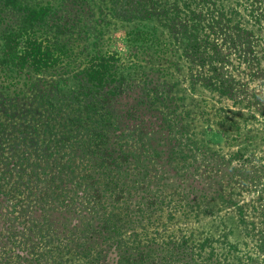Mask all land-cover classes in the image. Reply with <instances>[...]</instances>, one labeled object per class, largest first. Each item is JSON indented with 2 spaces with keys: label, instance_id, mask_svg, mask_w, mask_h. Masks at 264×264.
I'll use <instances>...</instances> for the list:
<instances>
[{
  "label": "rangeland",
  "instance_id": "rangeland-1",
  "mask_svg": "<svg viewBox=\"0 0 264 264\" xmlns=\"http://www.w3.org/2000/svg\"><path fill=\"white\" fill-rule=\"evenodd\" d=\"M182 1L0 0V264H128L152 239L200 244L208 236L220 261L235 245V256L264 264V0H194L205 19H222L217 33L204 28L200 38L222 50L221 75L234 98L204 85L201 78L214 75L210 64L193 65L175 41L169 21L183 18L176 8L187 13ZM50 4L82 13L66 46H54L61 55L53 50L54 64L11 65L6 57L21 49L27 13ZM136 32L148 34V42L136 40ZM99 54L110 55L115 78L159 87L149 100L175 142L172 156L155 158L153 145L128 128L115 139L121 150L144 156L126 166L147 210L134 229L122 205L103 202L100 210L71 152L78 134L95 126L80 123L90 99L81 77ZM34 169L41 171L36 177ZM41 207L54 213H36ZM101 220L110 229L99 237L86 225Z\"/></svg>",
  "mask_w": 264,
  "mask_h": 264
},
{
  "label": "trees",
  "instance_id": "trees-1",
  "mask_svg": "<svg viewBox=\"0 0 264 264\" xmlns=\"http://www.w3.org/2000/svg\"><path fill=\"white\" fill-rule=\"evenodd\" d=\"M181 4L187 13H182L179 8H176L183 18L175 16L169 21L170 31L175 34V41L182 48V53L190 55L193 65L210 64L206 66H209L210 72H214V75L210 78H201L204 85L212 86L226 96L234 98V91L227 90L225 83L228 80L222 77L223 74L221 75L223 68L219 64L223 63L222 50L213 42L205 40L204 37L200 38L204 28L210 34L217 33L222 19L218 21L205 19L201 11L203 5L201 6L194 0L182 1ZM65 8L60 9L50 4L49 7L43 9H30L31 12L27 13L28 23H25L18 32L19 37L16 44H19L21 49L14 50L16 54L6 57V61L11 65L20 62L29 63L31 66L43 63L54 64L56 52L60 54L54 46H66L67 34H73L81 22L80 14L82 13L74 10L78 7L69 8L67 5ZM51 33L58 40L56 44L51 43L48 37ZM144 34L136 32L135 39L148 42L149 35L147 34L148 37H146L143 36ZM10 39L11 35L8 41ZM157 45L158 43L154 42V46ZM53 50L56 52L54 53ZM97 56L88 67V77H81L82 94L85 98H90L85 104L82 103L87 117L81 122L80 118L75 119L78 127L80 123L88 122V119L95 126L86 128L83 134H78V137L74 139L75 144L78 143V145L74 147L71 144V152L82 164L81 169L85 170L84 178L88 179L87 190H92L91 194L96 203L100 204V210L103 202H108L113 207L117 204L122 205L129 219L128 228L134 229L135 224L144 220L146 217L144 210L146 212L147 210L142 198L136 195L134 176L126 173V166L129 163L143 161L144 156L136 154L133 150H121L116 140L124 137L125 129L128 128V135L136 136L142 142H146L147 146L150 145L148 147L154 146L151 150L155 158L172 156L170 153L175 142L169 137L170 128L164 114L155 110L149 100L151 94L158 95L159 87L157 85L148 87L145 83L137 84L134 80H127L124 77L117 79L111 74L110 55L99 54ZM175 118L180 121L179 116ZM115 128L120 130L119 134L114 133ZM38 172L41 171L34 169V177L38 175ZM28 175L33 176L32 173ZM67 182L70 180L68 179ZM62 183L63 181H60L59 189ZM43 204L45 203L41 206ZM68 205L71 204L65 203L61 207H69ZM51 212L54 213L53 210L46 212L42 207L36 208V213L42 216ZM55 215L65 220L67 218L61 213ZM167 219L172 220L173 218L168 217ZM70 227H72L71 223L68 224V228ZM86 228L99 232V237H101L106 230L110 229V225L101 220L95 225L87 224ZM190 238L169 239L162 244L170 246L166 249L159 245L158 240L152 239L148 246L141 249V254L128 257V264H260L253 258L244 259L235 256L234 252L237 251L235 245H228L227 260L220 261L216 255L217 252L212 247L211 237H205L200 244H195ZM90 241L91 239L86 236L85 249L91 248ZM206 246L210 249H206ZM119 261L122 262V256Z\"/></svg>",
  "mask_w": 264,
  "mask_h": 264
}]
</instances>
